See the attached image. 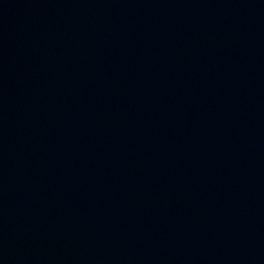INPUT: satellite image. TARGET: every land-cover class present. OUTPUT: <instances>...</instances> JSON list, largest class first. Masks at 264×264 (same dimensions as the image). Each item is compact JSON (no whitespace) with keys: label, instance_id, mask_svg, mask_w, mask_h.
I'll list each match as a JSON object with an SVG mask.
<instances>
[{"label":"water","instance_id":"obj_1","mask_svg":"<svg viewBox=\"0 0 264 264\" xmlns=\"http://www.w3.org/2000/svg\"><path fill=\"white\" fill-rule=\"evenodd\" d=\"M0 264H264V0H0Z\"/></svg>","mask_w":264,"mask_h":264}]
</instances>
